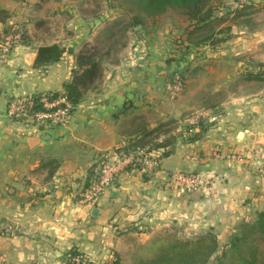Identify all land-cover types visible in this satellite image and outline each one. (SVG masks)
<instances>
[{"label": "crops", "instance_id": "0c3cea01", "mask_svg": "<svg viewBox=\"0 0 264 264\" xmlns=\"http://www.w3.org/2000/svg\"><path fill=\"white\" fill-rule=\"evenodd\" d=\"M90 1L0 0V26L20 25L31 39L0 63V224L19 227L0 233V264H72L76 251L112 264L135 234L147 247L155 232L173 228L187 238L210 232L226 241L239 223L264 211V87L241 95L219 84L209 93L225 98L215 105L177 107L162 86L175 59L151 52L135 58L136 65L127 66L125 57L104 69L67 126L41 129L4 116L17 97L64 91L85 28L94 34L112 15L84 12ZM66 17L72 38L57 39L53 27ZM53 43L73 52L37 67V49ZM181 57L189 67L192 57ZM235 80L237 73L223 81ZM185 111L199 118L186 117L190 125L182 131ZM139 148H152L160 167L123 175L96 205L80 203L90 170L104 156ZM180 170L211 177L215 193L169 189L168 177Z\"/></svg>", "mask_w": 264, "mask_h": 264}, {"label": "rangeland", "instance_id": "374dc122", "mask_svg": "<svg viewBox=\"0 0 264 264\" xmlns=\"http://www.w3.org/2000/svg\"><path fill=\"white\" fill-rule=\"evenodd\" d=\"M207 5H209L208 9H210V6L213 7L210 20L212 22L206 26L202 25L198 31L191 35L190 44L193 47L190 54H188L189 57H192L189 67L181 60L184 49H181L176 41L179 37H182L188 42L189 38H187V35L184 36V33L185 29H192V21L179 11L169 9L154 19L147 18L145 24L136 29L129 28L126 32L117 30L113 39L106 40L104 36L101 37V34L116 21H123V24L128 22L129 12L131 13L130 8L129 10L124 8L119 0H110V2L109 0L90 1L89 4L85 5L84 12L91 11L100 14L107 11L108 13L111 12L112 15L106 18L104 23L97 19L101 21V27L96 33H87L85 28L82 36L84 41L92 46L105 49L112 47L109 54L101 57L103 60L102 72H104V69L110 68L111 65L118 64L125 57H127V66L136 65L134 63L135 58L147 57L151 52L160 54L161 58L174 57L173 68L167 75L173 71L181 72L184 76L183 89L175 98H171L165 87L167 75L165 80H162V86L163 91L167 93L177 107L192 104L195 108H199L203 106L200 103H206L209 106L215 105V103L225 98V96L216 97L215 94L209 93L211 90L219 88V84H222L227 91L238 90L241 95L262 89L264 87V33L261 32L264 27L263 0L257 2L251 0H210ZM225 5H229L230 8H225ZM253 10L256 14H253ZM67 22H73L72 18L66 17L55 25L53 27L55 33L52 36L57 39H63L66 36L72 38L71 34L68 33V28H66V25L69 24ZM72 25L71 23L68 27ZM254 29L260 31L253 34ZM212 31L214 33L213 37L215 36L214 40L206 38L207 35H211ZM45 35L47 36V33ZM202 39H207L206 43L200 46L195 45ZM249 43H252L253 47L247 50ZM186 45L188 44L184 43V46ZM218 58L233 59L234 65L221 66V63L217 62ZM236 73L240 75L239 82L235 80L227 84L224 83L223 80L227 75L230 77ZM255 76L261 77L262 80H255ZM159 89L160 87L157 85V90ZM187 114L188 111H185L179 116L184 124L180 127L182 131L190 125L188 122L190 120L186 121L187 118H199L197 117L198 112H194L189 116ZM183 231L180 228L157 231L152 235L153 242L149 243L148 247L145 244V246L143 245L142 239L144 237L137 234L129 237L126 243L128 247L125 249L127 251H124L120 264L161 263L162 258L165 256L163 254L165 253V247L169 244L176 240L194 239L200 236L191 234L187 238L183 235ZM220 242L222 244L224 241L221 240ZM131 249H134V251L131 252ZM166 256L168 258L169 254ZM206 264H218L216 254L211 255Z\"/></svg>", "mask_w": 264, "mask_h": 264}, {"label": "trees", "instance_id": "16d2710c", "mask_svg": "<svg viewBox=\"0 0 264 264\" xmlns=\"http://www.w3.org/2000/svg\"><path fill=\"white\" fill-rule=\"evenodd\" d=\"M120 4L127 8L130 18L128 22L123 24V21H116L109 29H107L101 37L113 39L117 30L126 32L129 28L136 29L145 24L147 18L154 19L156 16L163 14L169 9L179 11L185 16H188L192 21V29H185L184 36L187 35L188 42L184 38L179 37L176 41L181 49H184L182 55L189 54L193 47L191 42V35H193L203 25L211 24V16L213 7L209 4L210 0H119ZM110 2V0H109ZM111 4V3H109ZM208 7H207V6ZM229 9V5H225ZM2 13V12H0ZM123 24V25H122ZM118 29H117V28ZM121 27V29H120ZM123 27V28H122ZM11 34L18 36L14 38L10 44L11 49H14L30 41V36L21 28L20 25H2L0 26V33ZM214 33L207 35L206 38L214 40ZM207 39H202L198 44L206 43ZM1 42V39H0ZM184 43L188 44L184 46ZM197 46V47H199ZM112 51V47L100 48L85 43L83 47L76 53V67L72 70V79L64 86V91L53 92L54 95L64 93L72 104L71 113L73 114L77 105L84 99L87 92L93 87L97 80L102 77V56H106ZM72 53L73 50H67L65 47L53 43L40 46L37 49V56L35 65L43 67L61 60L65 53ZM104 52V53H103ZM105 54V55H103ZM179 75L184 83V76L179 71H173L167 75L166 80L172 82ZM261 77L255 76V80L259 81ZM184 86V85H183ZM41 94L31 95L33 101H37ZM10 102V101H9ZM39 105H35L34 109H38ZM33 109V108H32ZM45 125L39 128L44 129ZM150 150L152 148H149ZM110 154L103 157V159L90 170L88 187L96 181L99 177L100 168L109 159ZM160 160V157H159ZM85 189V190H86ZM84 190V191H85ZM83 191V193H84ZM81 194V197L83 195ZM164 258L159 264H206L211 255L216 254L218 264H264V211L261 212L254 221H242L236 227L233 233L222 244L214 233H205L197 236L194 239L176 240L165 247ZM81 253V251L74 252L70 258ZM168 258L166 255H168ZM72 263V262H71ZM74 264V263H72ZM112 264H120V260H116ZM150 264V263H149ZM153 264V263H152Z\"/></svg>", "mask_w": 264, "mask_h": 264}, {"label": "built area", "instance_id": "2783aa9c", "mask_svg": "<svg viewBox=\"0 0 264 264\" xmlns=\"http://www.w3.org/2000/svg\"><path fill=\"white\" fill-rule=\"evenodd\" d=\"M14 38H18V36L0 33L1 64L9 62L13 53L10 44ZM165 87L171 98H175L183 89V81L177 74L176 79L172 82L167 81ZM35 105H39V108L34 109ZM71 108L72 104L64 93L57 95L42 93L37 101H33L31 95L11 100L7 104L4 116L13 121L36 127L41 125H45L44 127L67 126L72 118ZM160 165L159 155L147 148H139L133 153L114 152L107 162L101 166L98 179L84 191L80 203L89 206L96 205L105 192L113 188L123 175H143L154 171ZM166 182L169 189L181 193L202 192L206 195L215 193L212 178L199 173L174 171ZM15 230H19V227L0 224V233ZM70 261L74 264H104L84 252L73 255Z\"/></svg>", "mask_w": 264, "mask_h": 264}, {"label": "water", "instance_id": "95a60500", "mask_svg": "<svg viewBox=\"0 0 264 264\" xmlns=\"http://www.w3.org/2000/svg\"><path fill=\"white\" fill-rule=\"evenodd\" d=\"M94 210H96V209H94Z\"/></svg>", "mask_w": 264, "mask_h": 264}]
</instances>
